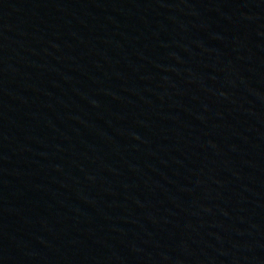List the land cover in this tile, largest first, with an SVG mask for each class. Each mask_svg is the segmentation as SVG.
I'll use <instances>...</instances> for the list:
<instances>
[{
  "label": "water",
  "instance_id": "obj_1",
  "mask_svg": "<svg viewBox=\"0 0 264 264\" xmlns=\"http://www.w3.org/2000/svg\"><path fill=\"white\" fill-rule=\"evenodd\" d=\"M0 264H264V0H0Z\"/></svg>",
  "mask_w": 264,
  "mask_h": 264
}]
</instances>
